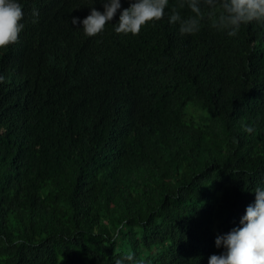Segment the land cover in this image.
Returning a JSON list of instances; mask_svg holds the SVG:
<instances>
[{
  "label": "trees",
  "instance_id": "trees-1",
  "mask_svg": "<svg viewBox=\"0 0 264 264\" xmlns=\"http://www.w3.org/2000/svg\"><path fill=\"white\" fill-rule=\"evenodd\" d=\"M20 3L0 49V264H208L264 185V25L181 36L167 15L192 13L169 0L137 35L117 14L87 37L71 20L100 0Z\"/></svg>",
  "mask_w": 264,
  "mask_h": 264
},
{
  "label": "clouds",
  "instance_id": "clouds-1",
  "mask_svg": "<svg viewBox=\"0 0 264 264\" xmlns=\"http://www.w3.org/2000/svg\"><path fill=\"white\" fill-rule=\"evenodd\" d=\"M103 11L91 7L90 14L80 20L73 17L72 25H81L83 34L94 37L105 29L118 14L113 25L116 34L137 35L141 27L152 21H159L166 15L169 0H128L129 7L122 8L121 0H100ZM178 6L190 10L192 15L184 18L174 9L167 15L169 24L178 25L181 36L194 35L201 24L210 21L213 28L222 30L228 37H236L242 26L253 22L264 25V0H178ZM33 23L39 12L32 11ZM23 6L20 0H0V49L18 41L25 25ZM3 77H0V83ZM243 131L253 133L251 126ZM254 202L245 209L239 226L216 236L214 244L222 249L220 254L208 258V264H264V185L254 191ZM118 239L117 237L113 238ZM112 264H138L135 255L114 258Z\"/></svg>",
  "mask_w": 264,
  "mask_h": 264
}]
</instances>
